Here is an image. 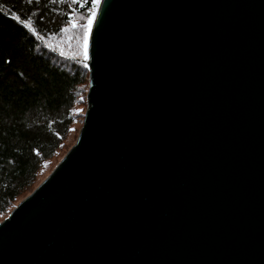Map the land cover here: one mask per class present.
Here are the masks:
<instances>
[{"label":"water","instance_id":"obj_1","mask_svg":"<svg viewBox=\"0 0 264 264\" xmlns=\"http://www.w3.org/2000/svg\"><path fill=\"white\" fill-rule=\"evenodd\" d=\"M82 63L0 264H264V0H100Z\"/></svg>","mask_w":264,"mask_h":264},{"label":"trees","instance_id":"obj_2","mask_svg":"<svg viewBox=\"0 0 264 264\" xmlns=\"http://www.w3.org/2000/svg\"><path fill=\"white\" fill-rule=\"evenodd\" d=\"M92 10V0H0V217L66 146L88 74L55 41Z\"/></svg>","mask_w":264,"mask_h":264},{"label":"rangeland","instance_id":"obj_3","mask_svg":"<svg viewBox=\"0 0 264 264\" xmlns=\"http://www.w3.org/2000/svg\"><path fill=\"white\" fill-rule=\"evenodd\" d=\"M98 4L95 6V8H93L94 12H96ZM93 10L86 15H74L71 18L70 24L65 29L64 34L57 41H55L56 42L55 46H57L58 48H60L62 51L66 53L72 54L73 56L77 58L83 59L82 55H80L79 53L81 51V45L83 43L84 26L88 23V17L92 15ZM73 24H75L76 26L73 27ZM80 25H82L81 28H79ZM73 34L75 35L76 38H77V35H78V38H80L78 45L76 44L77 40L73 41L72 39ZM88 37H89V33H88ZM85 99H86V93L81 96V103L75 106L74 115L77 116L76 123L73 125L72 130L68 136L65 148L61 150L54 158H52L50 161L45 163L44 168L39 173L34 186L29 191H27L25 194H23L20 198H18V200L14 203V206H16L23 197H25L34 187H36L46 177V175L59 162V160L64 155L66 150L69 148V146L77 139L78 132L82 125L83 115L86 110ZM8 213L5 216L0 217V222L8 215Z\"/></svg>","mask_w":264,"mask_h":264},{"label":"snow or ice","instance_id":"obj_4","mask_svg":"<svg viewBox=\"0 0 264 264\" xmlns=\"http://www.w3.org/2000/svg\"><path fill=\"white\" fill-rule=\"evenodd\" d=\"M99 0H92L93 8L98 4ZM95 18V12L93 10L92 15L88 17V23L84 26V32H83V43L81 45V51L80 55H82L83 59L86 61L88 59V33L91 29L92 20ZM76 25L73 24V27ZM87 67V65H85Z\"/></svg>","mask_w":264,"mask_h":264}]
</instances>
